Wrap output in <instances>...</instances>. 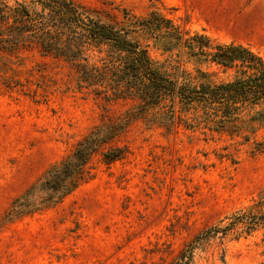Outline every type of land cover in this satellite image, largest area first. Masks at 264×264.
<instances>
[{
  "label": "rangeland",
  "instance_id": "1",
  "mask_svg": "<svg viewBox=\"0 0 264 264\" xmlns=\"http://www.w3.org/2000/svg\"><path fill=\"white\" fill-rule=\"evenodd\" d=\"M74 1L118 25L155 8L189 35L241 43L264 59V0ZM136 36L170 76L186 74L190 83L232 77L180 47L166 51ZM132 104L79 89L72 67L36 48L0 53V264H167L203 228L264 200V152H251L264 139V123L244 143L203 127L167 132L139 118L93 154L61 201L2 222L46 168ZM108 148H122L123 156L106 162ZM196 264H264L262 229L212 241Z\"/></svg>",
  "mask_w": 264,
  "mask_h": 264
},
{
  "label": "trees",
  "instance_id": "2",
  "mask_svg": "<svg viewBox=\"0 0 264 264\" xmlns=\"http://www.w3.org/2000/svg\"><path fill=\"white\" fill-rule=\"evenodd\" d=\"M118 25L77 4L74 0H0V53L11 56L36 48L41 55L57 58L72 67L76 85L105 98L133 101L118 119L89 130L64 159L46 168L37 180L10 203L2 222L49 207L61 201L82 180L94 153L139 118H147L171 132L179 125L203 127L249 142L264 123V59L250 47L217 42L210 37L182 31L153 8L142 18ZM152 39L166 51L183 53L223 69L231 79L190 83L187 75L170 76L148 56L136 35ZM122 148H108L106 162L121 158ZM252 154L264 152V139L254 140ZM262 229L264 200L235 210L196 233L167 264H196L207 246L234 234ZM224 252L220 261L225 263Z\"/></svg>",
  "mask_w": 264,
  "mask_h": 264
}]
</instances>
